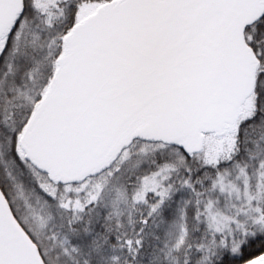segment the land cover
I'll return each instance as SVG.
<instances>
[{
  "label": "snow or ice",
  "instance_id": "6c2138e0",
  "mask_svg": "<svg viewBox=\"0 0 264 264\" xmlns=\"http://www.w3.org/2000/svg\"><path fill=\"white\" fill-rule=\"evenodd\" d=\"M0 264H264V0H0Z\"/></svg>",
  "mask_w": 264,
  "mask_h": 264
}]
</instances>
